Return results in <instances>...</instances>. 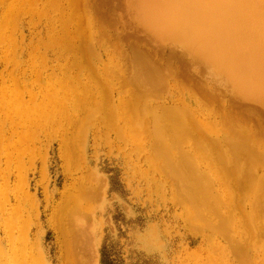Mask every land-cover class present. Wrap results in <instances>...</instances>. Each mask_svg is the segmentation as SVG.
<instances>
[{
    "label": "rangeland",
    "instance_id": "374dc122",
    "mask_svg": "<svg viewBox=\"0 0 264 264\" xmlns=\"http://www.w3.org/2000/svg\"><path fill=\"white\" fill-rule=\"evenodd\" d=\"M93 2L92 6H98L91 10L92 14L96 11L95 19L102 11L109 10V17L113 15L108 19L102 13L105 19L98 22L102 28L107 26L108 35H98L107 48L96 44L83 54L77 47L81 45L79 41L71 45L62 37L68 18L80 6L72 11L70 0H0V264H71L66 259H70V252L72 264H101L102 250L120 264H264V194L262 198L255 196L257 180H251L247 173L251 167L244 166L247 176L237 172L236 179L240 176L237 181L244 187L236 188L232 207L221 206L222 212L203 205L195 207L198 211L207 209L203 216L193 210L194 206L189 207L181 196L183 187L179 186L185 182L165 172L169 170L164 166L166 157L158 156L161 153L157 145H152L150 128L135 126V99L127 94L136 89L129 78L130 71L118 72L113 65L117 51L111 40L115 41L117 32L126 38L122 42L125 47L133 39L143 47H151L155 34L135 19L133 0ZM132 29L139 33L136 38H132ZM67 30L74 28L68 25ZM129 36L132 39L127 40ZM156 39L163 71L168 70V64L173 69L174 64L183 67L186 63L185 68L195 74L193 81L200 78L197 81L202 84L194 83L201 88L208 85V91L212 90L215 79L208 75L203 63L191 62L192 56L183 54L177 42ZM130 46L126 49L133 56ZM168 53V57L164 55ZM173 53L177 56L170 55ZM180 53L185 56L181 58L184 64L179 60L182 65L177 61ZM187 62L194 69H189ZM185 70L182 74H186ZM198 72L200 77L196 76ZM180 74L169 77L170 87L154 98L152 106L149 101L145 104V96L138 97L140 117L156 111L158 107L154 105H170L178 100L197 106L190 90L198 94L200 88H190ZM127 78L131 80L128 83ZM215 88L223 90L219 85L213 87L214 91ZM89 92L99 103L87 111L85 107L91 101L87 98L94 99ZM229 92L221 97L230 98ZM71 98L76 100L71 102ZM233 103L236 105L237 100L233 99ZM196 108L201 118L220 121L216 102ZM260 109L257 111L261 116L264 109ZM169 122L164 118L160 123L172 128ZM220 122L217 127H209L213 138L226 135ZM167 132L171 133L176 156L181 159L179 148L190 147L201 171L213 178L221 176L213 183L212 196L227 189L230 177L222 175L227 167L217 158L220 150L195 152L193 145L202 135L189 132L183 137L173 129ZM255 155L259 165L260 155ZM181 167L187 178L188 168ZM262 170L261 167L256 177L262 176ZM255 198L260 204L251 210ZM220 217L226 218L224 228L230 224L227 231L218 228ZM232 239L237 240L236 244Z\"/></svg>",
    "mask_w": 264,
    "mask_h": 264
},
{
    "label": "bare ground",
    "instance_id": "6f19581e",
    "mask_svg": "<svg viewBox=\"0 0 264 264\" xmlns=\"http://www.w3.org/2000/svg\"><path fill=\"white\" fill-rule=\"evenodd\" d=\"M82 1L70 0V5L73 7L72 11L74 10L75 7L80 6L83 12H81L82 10H78L81 8H78L74 12H72L73 15L70 18H68L67 23L69 26H72L74 30H67L68 25L66 24L67 26L64 29L62 37L65 40V42L69 44L75 41H79L81 45L77 47L80 48L79 50L81 51V53L87 54V51L91 47H93V45L96 44L101 46L104 45L105 48H107V45L105 42H103V40L102 41L98 40V35L102 34L103 36H106L107 33L105 32L108 30H107V26L106 28H102L100 25V23L105 19V18L102 19L103 11L100 13V15H98L99 20L97 18L95 19L93 14H96V11L93 14L91 12V10H93L92 7H94L92 5L95 4L94 2L91 3L93 0L91 2L89 0H82ZM102 1H106V0H102ZM101 3L104 4V2ZM96 7L98 6H95L94 8L96 9ZM106 13L104 17L108 15L107 16L108 19L110 17L112 18L113 15L111 14V12L110 14L112 16L110 15L109 17V10L108 13L107 14ZM133 13L135 19H139L142 21V23L140 24L141 27L151 29L154 32L155 37L153 36L151 39L152 46L149 47L145 45L146 47L145 46L143 47L138 41L132 42L134 40L133 39L131 41H128L129 43L127 47H125V45L123 46L122 42L126 38L120 36L122 34L121 32L120 35L117 32V34H115L116 38L113 37L115 38V41L114 39L111 40L112 43L115 42L113 43L114 49L115 51H117L116 53H114L115 61L113 65L115 66V69L118 72H122L123 69L130 71L129 78L133 80V85L136 86L135 88L138 90V92L135 91L136 89L130 90L127 93L130 97L135 99L133 103V111L137 115H135L134 113L133 114L136 116L135 123L137 124L135 123L134 124L139 128H143V127L145 128L147 127V129L150 128L149 131L152 137L151 141H153L152 145L153 144L157 145V149L161 153V154L159 153L160 155L158 156L166 157L164 160L165 161L164 166L166 165L167 169L169 170L165 171L166 169L165 167L164 171L166 173L168 172V176L171 173L173 175V176L171 175L172 177H174L175 175L176 176L175 178L185 182L183 183V185H179L183 187L181 196L184 195L183 196L184 199L181 196L180 199L188 201L189 207L194 206L192 208H194L193 210L195 212H197L198 211L197 209L202 205L213 212H222L221 206L223 207L225 206L226 208V206L229 207V205L231 204L232 207L233 202H235V197H237V195L235 194V190L240 186L237 181L240 176H238V178L236 179L237 172L239 173L243 172V174H246V176L247 173H249L248 177H250L251 180L254 181L257 180L258 195L256 194L255 196L256 197L263 196L264 145H262V141H264V120H263L264 113L263 115L260 116L259 115L260 112H258L257 110H259L260 108L264 109V0H133ZM100 19H102L101 22ZM110 21L114 22L115 20L114 21L110 20ZM134 29L136 28L134 27ZM133 32L136 33L137 30H133ZM135 33L134 34L132 33L134 37L129 36L127 40L131 37L136 38L135 35H139L138 32H137L138 34ZM141 37L140 38L143 39V36ZM156 37L161 40L171 39L177 42L182 47L183 54H185L186 56L187 55L192 56V59H190L191 62L192 60L193 61L199 60L201 63H203L204 68H206L208 75H212V77H214L213 79H215L214 81L215 85H213V87L219 85L220 87L223 88V90H220V92L221 91L222 92L220 93L219 91H217V88H215L214 91L213 87L211 92L208 91L207 89L208 85L204 87L206 89L205 90L204 88H201L198 84H196V83H201L197 81V80H201L200 78L199 79L197 78L200 77L198 75L199 72L196 74L197 77L195 76L197 80L195 79L194 81H196V83H194L193 76L195 74L193 75L192 73L193 70L191 71L190 69L192 67L188 65V62H187L188 65L187 67L190 70L185 68L186 63L185 66L183 65L184 67L183 68L178 64H174V61L172 60L173 61L172 64H174L173 65L174 68L172 69L171 68L172 66L168 64L169 66L168 70L166 69V72L163 71L161 64H159L160 62H158L159 60L162 59V57L161 58L158 57L160 56L158 55L160 49L159 51L157 49L159 48V45H157L158 43ZM129 46H130V50H133L132 53L134 52L135 54L132 55L135 57L129 54L128 51L129 49L128 50L126 49L129 48ZM162 53L163 52H161L160 54L162 55ZM175 54L174 55L170 54V55L176 57L177 55ZM116 55H118V57H116ZM164 55L168 57L169 53ZM180 55L181 53L179 54V56ZM183 56L181 55L177 61L179 60L182 61L181 58ZM157 57L160 59H158ZM166 59L167 58L163 60ZM119 60L121 62H119ZM191 62L189 64H191ZM181 63L184 64V60ZM179 66L183 69H181ZM182 70H185L187 72L191 71V72L190 74L189 73L187 74V72L186 74L185 72L182 74ZM201 72L203 73L205 71H200V73ZM179 74L181 77H183V79L185 78L184 81L187 80V84L189 83L188 86L190 88L195 87L196 90H199L198 88H200L198 94L193 92L192 90H190L192 93L189 91L191 94H193L196 97V103H197L196 107L198 106L200 107L202 105L214 104L216 102V108L218 110V115L220 116V121H221L219 122L221 124V128L223 132H225L226 134L223 138H213V136L215 135L212 133V131L210 134L208 132L209 127L212 124L213 127H217L216 124H219V122L201 118L202 116L198 113L197 108L191 107V105L185 102V100L182 101L178 100L176 102H172L170 105H168L167 103L165 105H159V106L154 105L155 108L158 107L156 111L152 110L153 112L152 113L149 112L150 114H148L147 116L142 115V117H140V114L137 112V110L140 111V109H138L139 108L138 107L139 104L137 102L139 101L138 97L145 96L147 100L145 104L149 103L152 106L154 104V98L159 97L165 88L170 87L169 84L170 80H168L169 77L171 75L173 77L174 76L178 77ZM209 79L210 78H208L207 80L208 82ZM129 81L131 80L127 78L125 82L128 83ZM184 81L183 84H186V82ZM207 81L205 80V82ZM208 84L212 85L211 82ZM54 90H56V88ZM228 91H230L229 93L231 94L229 95L231 97L224 100L221 97V95L228 96L227 93ZM87 94L93 95V92H89ZM66 95L68 96L69 94ZM101 95L105 97L106 92L105 93L101 92ZM92 97H94V99H91V97L87 98L88 100H91L90 103L86 102L87 104H90L88 105L89 107H85L87 111L94 110L95 104L99 103L96 101L97 98L94 95ZM233 99L237 100L236 105L233 103ZM70 100L71 102H73L76 99L73 100V98H71ZM145 104L143 103V105ZM74 105L77 106L76 103ZM145 107L143 108L145 109ZM259 111L262 112L261 109ZM164 118L170 119L171 122H169V125H171L172 128H168V126L164 125V123L163 124L160 123ZM169 129H173V131L175 132L183 133L184 134L183 137L185 136V134H188L189 132L198 133L202 135V139L198 138L195 141V144L193 145V150H195V152L197 150L198 151L203 150L207 152L210 151V149L212 150L213 148H216V150L218 149L221 151L219 152L220 155H218L217 158H219L222 165L225 164V166L227 167L225 169L226 171L224 169L223 171H221L225 173L222 174L223 177L225 178H227V176L230 177V179L227 178L228 180L226 184L227 189L224 188L223 190L220 191V193L217 192L216 196L213 195L214 197L211 195L213 191L214 181L215 180L220 181L221 176L217 174V177L213 178L211 177V174L201 171L199 164L197 163L196 160L197 159L196 153L190 151V147L186 146L188 150H185L186 147L179 148L180 149L179 155L181 156V159L178 156H176L172 148L173 143L171 142L172 140L170 135L171 133L167 132ZM175 134H173V136H176L178 133L176 135ZM192 136L193 135H191V137ZM205 136H208V138L206 139ZM182 141H180V146L182 145L181 144ZM183 142L185 143L186 140ZM205 143L207 145H205ZM205 152L203 153L205 154ZM256 153L260 155L259 165H257L258 163L255 162L257 161L255 160V156L257 157V155H255ZM246 164L247 167H251L247 173L244 172V170H247L246 168L244 169V166H246ZM181 165H185L189 170V173L187 174L188 175L187 178L183 174ZM229 165L231 166L229 167ZM261 167L263 168L262 170L263 174L261 177L260 176L256 177ZM253 173L255 176H253ZM231 180H235L237 182L232 183ZM253 182L251 183L253 184ZM240 187H244V186H240ZM258 203H257V199L255 198L254 201L251 203V210L254 209V207L257 206ZM195 207L198 208L196 209ZM206 208H203L197 213H200L202 215L204 209L207 210ZM230 209H234V208H230ZM251 215L252 217L254 216L253 211H251ZM216 216H220V215H217L216 213ZM255 216H257V214ZM228 218L229 215L227 216V219ZM219 220L220 223L218 224L219 225L218 228L222 229L225 226L223 223L226 222V218L220 217ZM216 225L214 226L212 224L210 226L215 228L217 227ZM229 225H227L228 228ZM248 226H250V224ZM227 227H225L223 230H226ZM248 228L247 230H250ZM232 240H234L236 244L237 240L235 239ZM66 241L68 242V240L65 239V242ZM67 244L65 245L66 247ZM67 250L69 251V249ZM241 251H243L242 248ZM69 255L71 256L70 259H72L73 261L68 259L69 257L66 259L68 263L72 264L74 262V257L72 258L73 255L71 252L69 253ZM243 255L244 254H242V256ZM242 259H244V257Z\"/></svg>",
    "mask_w": 264,
    "mask_h": 264
},
{
    "label": "trees",
    "instance_id": "16d2710c",
    "mask_svg": "<svg viewBox=\"0 0 264 264\" xmlns=\"http://www.w3.org/2000/svg\"><path fill=\"white\" fill-rule=\"evenodd\" d=\"M101 264H120V263H116V261L112 258H110L105 252L104 250H102L101 252V260H100Z\"/></svg>",
    "mask_w": 264,
    "mask_h": 264
}]
</instances>
